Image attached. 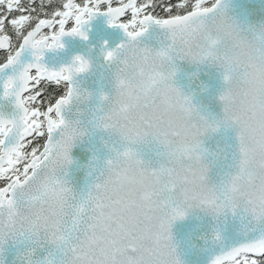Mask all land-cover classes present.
<instances>
[{
    "label": "snow or ice",
    "instance_id": "snow-or-ice-1",
    "mask_svg": "<svg viewBox=\"0 0 264 264\" xmlns=\"http://www.w3.org/2000/svg\"><path fill=\"white\" fill-rule=\"evenodd\" d=\"M51 3L39 0L38 12L36 0H0L8 14H0V96L16 109L12 116L0 113V256L11 244L22 247V264H183L172 226L193 207L216 216L243 211L264 221V37H258L261 63L252 66L254 87L241 93L239 111L232 110L230 89L220 97L224 123L238 128L239 159L236 172L217 189L197 151L208 125L190 122L192 109L179 89L157 90L165 76L145 67L152 52L138 42L152 25L170 30L175 42L178 30L208 20L223 0H62L49 12ZM98 16L127 37L104 53L117 66L118 107L101 117V126L129 146L105 162L86 195L77 196L65 178L77 139L75 132L66 134L65 112L79 98L74 77L90 63L77 55L53 70L43 58L62 49L64 37L87 40ZM180 38L187 42L183 31ZM130 51L143 63L133 65ZM61 87L62 95H46ZM149 135L168 149V164L147 167L131 147ZM210 264H264V233L222 249Z\"/></svg>",
    "mask_w": 264,
    "mask_h": 264
},
{
    "label": "water",
    "instance_id": "water-1",
    "mask_svg": "<svg viewBox=\"0 0 264 264\" xmlns=\"http://www.w3.org/2000/svg\"><path fill=\"white\" fill-rule=\"evenodd\" d=\"M228 15L251 36L264 27V0H225ZM88 39L64 37L62 49L45 53L43 62L53 70L69 65L75 56L86 58L88 71L77 74L73 86L79 89L81 98L74 100L65 112L67 120L84 130L71 149L72 163L67 168L66 179L77 196L86 195L89 187L101 178L105 162L114 155V149L123 141L118 134L96 126V114L100 108V96L114 92L116 65L106 61L104 53L115 49L127 37L116 28L109 27L104 17H97L88 26ZM142 46L158 48L167 43V33L152 25L140 37ZM25 62L31 60L25 53ZM176 85L192 98L193 103L206 115L222 116V104L218 97L223 90L222 70L214 65L192 64L178 60ZM11 99L0 96V113L15 114ZM150 168L168 164L164 149L151 138L133 146ZM204 147L210 155L208 179L218 185L237 170L238 140L234 129H221L205 138ZM219 233L220 240L215 239ZM264 233V221L256 222L243 211L221 216L211 215L200 209L192 210L184 219L172 226L173 240L183 264H210L212 257L222 249L238 246ZM42 255L43 253H39ZM22 247L9 245L0 256L3 264H22Z\"/></svg>",
    "mask_w": 264,
    "mask_h": 264
},
{
    "label": "clouds",
    "instance_id": "clouds-1",
    "mask_svg": "<svg viewBox=\"0 0 264 264\" xmlns=\"http://www.w3.org/2000/svg\"><path fill=\"white\" fill-rule=\"evenodd\" d=\"M193 25L195 30H193ZM193 25H189L187 28L178 30L176 34V40L173 42L172 32L167 29H163L167 33V43L162 44L158 48H149L142 46L140 40L138 46L141 49H149L152 55L149 58V64L145 67L152 66L163 73L165 79L160 83L158 91L164 89L168 85L180 90L182 97L186 98L188 105L191 107V117L190 122H195L196 124H207L208 130L204 134L197 138L198 149L200 155V162L203 166L207 168V175L209 172L210 155L204 147V140L206 137L219 132L221 129H234L236 132V138L238 140V128L235 125L224 123V104L221 102L220 97L229 89L232 91V110L234 113L239 111V99L242 92L249 91L254 87L253 77H252V66L259 65L261 63V53L257 49L261 46V41L258 37H264V27L253 32L251 36L245 34V30L242 29L237 23L228 15L226 10L225 0L221 6V10L214 14L211 18L201 23L199 20L193 22ZM180 31H183L186 36L185 39L180 38ZM164 51L167 53L164 57H159L156 55L157 52ZM202 52H211L210 56H201ZM128 57L131 58V63L133 65L142 64L143 61L137 58L134 52H128ZM178 60L188 61L192 64L204 65L205 63L214 64L222 70L223 79V90L221 91L218 99L222 104V116L220 117H209L204 114L192 101L189 95H186L175 83ZM117 67L114 73V92L111 96L107 94H102L100 96V108L96 114V126L102 128L110 133L118 134L112 129H105L101 126V117L113 112L116 104V78H117ZM230 77L229 80H225V76ZM81 98V93L79 92V100ZM183 116V113H181ZM219 125L218 130L213 131L212 129ZM75 132L77 134V139L82 137L80 133H84V130L77 125L73 124L67 120L66 134ZM119 138L123 143L119 148L114 149L115 157L116 152L123 151L127 145L125 140L118 134ZM151 138L156 141L158 145H161L164 149L163 155L169 161V156L167 155L168 149L157 141L152 135L145 137L144 140L135 144L139 145L145 140ZM76 139V140H77ZM132 145L131 147L139 153L137 149ZM238 153H239V140H238ZM141 159V157L139 156ZM239 159V155H238ZM238 163V160H237ZM147 166V165H146ZM148 167V166H147ZM231 174L228 175L227 179L223 180L221 184L215 185L217 189L222 187V184L226 182ZM209 185L210 184L208 179ZM194 209H200L211 215L206 209L193 207L187 213V215Z\"/></svg>",
    "mask_w": 264,
    "mask_h": 264
},
{
    "label": "trees",
    "instance_id": "trees-1",
    "mask_svg": "<svg viewBox=\"0 0 264 264\" xmlns=\"http://www.w3.org/2000/svg\"><path fill=\"white\" fill-rule=\"evenodd\" d=\"M30 2V0H24V3L25 5H28V3ZM56 2H60L62 3V0H56ZM161 2L163 3H172V4H175L176 3V0H161ZM36 8H37V11L39 12V0H36V4L34 5ZM52 8V3L51 5L48 7V11ZM157 12L158 14L160 15H164V13L160 10V9H157ZM0 14H3V15H8L6 12H4L2 9H0ZM19 13L18 12H13L11 13V16L15 17L17 16ZM8 31L11 33V29H8ZM13 39H14V36H13ZM3 59V54H0V61H2ZM64 92V89L61 87L59 89H54V88H49L48 89V92L46 93V95H49V96H59V95H62Z\"/></svg>",
    "mask_w": 264,
    "mask_h": 264
},
{
    "label": "flooded vegetation",
    "instance_id": "flooded-vegetation-1",
    "mask_svg": "<svg viewBox=\"0 0 264 264\" xmlns=\"http://www.w3.org/2000/svg\"><path fill=\"white\" fill-rule=\"evenodd\" d=\"M60 4V2H56V0H52V8L58 6ZM52 8L49 10V12L52 10ZM2 62V61H0Z\"/></svg>",
    "mask_w": 264,
    "mask_h": 264
}]
</instances>
